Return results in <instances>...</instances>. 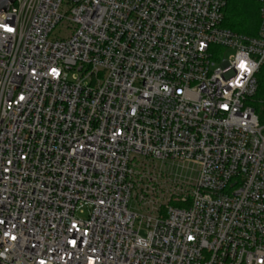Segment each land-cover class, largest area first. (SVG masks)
Wrapping results in <instances>:
<instances>
[{"label": "built area", "instance_id": "built-area-1", "mask_svg": "<svg viewBox=\"0 0 264 264\" xmlns=\"http://www.w3.org/2000/svg\"><path fill=\"white\" fill-rule=\"evenodd\" d=\"M254 1L255 36L222 26L227 0L0 11V264H264Z\"/></svg>", "mask_w": 264, "mask_h": 264}, {"label": "trees", "instance_id": "trees-1", "mask_svg": "<svg viewBox=\"0 0 264 264\" xmlns=\"http://www.w3.org/2000/svg\"><path fill=\"white\" fill-rule=\"evenodd\" d=\"M259 5L254 0H227L223 8L222 26L247 36L257 34ZM264 74V66L257 76L258 88L251 99L260 124H264V82L259 76Z\"/></svg>", "mask_w": 264, "mask_h": 264}, {"label": "rangeland", "instance_id": "rangeland-1", "mask_svg": "<svg viewBox=\"0 0 264 264\" xmlns=\"http://www.w3.org/2000/svg\"><path fill=\"white\" fill-rule=\"evenodd\" d=\"M68 29L66 27V24L65 23H62L61 25H57L54 30H53V36L59 38V37H64V36H67L68 34ZM259 80L260 82H264V74L262 73L260 76H259ZM251 104L252 106L254 107V103L251 101ZM158 166V164H157ZM164 167V166H163ZM162 168V167H161ZM165 170L167 173H168V169L166 167H164ZM170 169V173L171 174H177V173H180V169L179 168H176V167H169ZM189 174V173H188ZM159 195H160V199L163 201V202H170L171 204H180V193L181 192H175L173 193V190L171 191L170 189V183L168 182V180L166 179H159ZM185 189V188H184ZM129 208H132V202L129 203Z\"/></svg>", "mask_w": 264, "mask_h": 264}, {"label": "snow or ice", "instance_id": "snow-or-ice-1", "mask_svg": "<svg viewBox=\"0 0 264 264\" xmlns=\"http://www.w3.org/2000/svg\"><path fill=\"white\" fill-rule=\"evenodd\" d=\"M0 27H3L4 30L7 31V32H12L13 31L12 27L7 26V25H0ZM238 67L240 68L241 72H245V73L250 72V69L247 68V66H246L244 61H241L240 64L238 65ZM52 73L56 74V70L52 69ZM20 99L22 100L23 97H20ZM190 239H191V237H190Z\"/></svg>", "mask_w": 264, "mask_h": 264}, {"label": "water", "instance_id": "water-1", "mask_svg": "<svg viewBox=\"0 0 264 264\" xmlns=\"http://www.w3.org/2000/svg\"><path fill=\"white\" fill-rule=\"evenodd\" d=\"M14 0H0V11L7 10L8 5Z\"/></svg>", "mask_w": 264, "mask_h": 264}]
</instances>
